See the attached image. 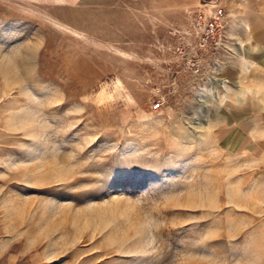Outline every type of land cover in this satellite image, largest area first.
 Masks as SVG:
<instances>
[{
	"label": "rangeland",
	"instance_id": "rangeland-1",
	"mask_svg": "<svg viewBox=\"0 0 264 264\" xmlns=\"http://www.w3.org/2000/svg\"><path fill=\"white\" fill-rule=\"evenodd\" d=\"M209 1L0 0V264H264V0Z\"/></svg>",
	"mask_w": 264,
	"mask_h": 264
},
{
	"label": "built area",
	"instance_id": "built-area-1",
	"mask_svg": "<svg viewBox=\"0 0 264 264\" xmlns=\"http://www.w3.org/2000/svg\"><path fill=\"white\" fill-rule=\"evenodd\" d=\"M225 9L218 0H213L203 4L198 12L195 13V23L200 29V42L203 47L220 46L225 38ZM161 107V102L153 105L155 110Z\"/></svg>",
	"mask_w": 264,
	"mask_h": 264
},
{
	"label": "crops",
	"instance_id": "crops-1",
	"mask_svg": "<svg viewBox=\"0 0 264 264\" xmlns=\"http://www.w3.org/2000/svg\"><path fill=\"white\" fill-rule=\"evenodd\" d=\"M237 18L239 20H241L240 16H237ZM263 20H264V16H262ZM242 21V24L245 26V29L248 31L249 28L245 25L244 21ZM235 22L232 24L231 23V28L228 31V36L232 37L236 43L238 44H249L248 42H246L245 40H243L242 38H244L243 36L239 35L238 32V26L235 25L236 27H234ZM252 29H253V35H252V39L257 38L258 40L252 42V44H260L261 46V51L264 52V22L261 21V17H258L256 19H253V23H252ZM245 31V30H244ZM254 37V38H253Z\"/></svg>",
	"mask_w": 264,
	"mask_h": 264
}]
</instances>
